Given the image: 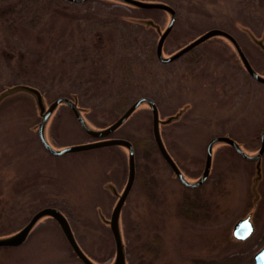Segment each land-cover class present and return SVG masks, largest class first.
<instances>
[{
    "label": "rangeland",
    "instance_id": "obj_1",
    "mask_svg": "<svg viewBox=\"0 0 264 264\" xmlns=\"http://www.w3.org/2000/svg\"><path fill=\"white\" fill-rule=\"evenodd\" d=\"M176 12L163 45L174 54L210 29L230 33L264 76V0H139ZM170 21L160 9L117 0L0 1V92L17 84L37 88L50 104L78 101L89 126L114 122L135 100L152 98L164 144L188 182L202 174L207 144L228 136L249 155L260 146L264 83L252 79L234 48L215 36L170 63L156 45ZM19 93L0 104V238L24 227L42 208L58 209L95 264H111L115 243L108 224L128 178V150L111 146L50 154L40 143L35 97ZM134 146L136 177L121 210L129 264H242L264 244V154L257 164L226 143L213 146L207 180L189 189L161 156L152 114L141 103L111 135ZM45 138L54 149L92 139L71 109L59 104ZM251 214L255 230L235 240L234 223ZM0 264H84L59 224L41 218L18 247H0Z\"/></svg>",
    "mask_w": 264,
    "mask_h": 264
},
{
    "label": "water",
    "instance_id": "obj_2",
    "mask_svg": "<svg viewBox=\"0 0 264 264\" xmlns=\"http://www.w3.org/2000/svg\"><path fill=\"white\" fill-rule=\"evenodd\" d=\"M73 3H82L87 0H67ZM119 2L136 6L141 9H160L168 12L170 14V21L164 31L161 32L159 39L156 45V55L157 58L163 63H170L178 58L184 56L189 51L195 49L205 41L209 40L215 36L224 37L231 46L234 48L239 60L242 63L243 68L247 72V74L254 80L264 83V76L258 74L251 63L249 62L247 56L245 55L244 51L242 50L238 41L227 31L221 29H210L193 40L189 43L181 47L171 56L165 57L163 56V45L165 40L167 39L168 35L172 31V28L175 24L176 20V12L175 10L164 3H149L139 0H117ZM257 44L264 50V43L262 40L257 39ZM20 91H24L23 93L29 94L35 97L36 103L39 107V114L41 116L40 121L37 125V133L38 138L40 140L41 145L52 155L60 156L66 153L71 152H81V151H88L94 150L98 148L104 147H111V146H123L128 150V178L125 184L124 189L122 190L121 194L118 197L117 202L114 205L112 210L110 219L108 220V224L112 233V237L115 243V258L111 264H129L126 259L125 255V244L123 242V237L121 234V210L125 204V201L131 192V189L135 182L136 177V164H135V154H134V147L133 144L124 138H115L111 137V135L131 116V114L137 109V107L141 103H147L152 114V133L153 138L156 143V146L165 160V162L171 168L174 176L187 188L195 189L200 187L208 178L211 165L213 160V146L215 143L223 142L231 146L238 155L242 158L253 161L257 164V174L256 178H260V166L259 163L261 162V158L264 154V126L261 130L260 134V146L257 152L253 155L247 154L243 149L240 147L238 142L228 136H216L210 139L207 144L206 148V157L204 161V168L202 174L198 177L195 182H188L184 177L182 171L174 161V159L169 154L163 138L160 127L165 122H170L171 120H175L180 116L179 110L172 116L168 117L166 120L160 118L159 109L155 103V101L150 97H140L135 100L127 109L111 124L108 126L94 130L89 126L86 118L84 117L82 111L83 109L78 105V101L76 98L71 99L68 97H58L53 100L50 104H47L43 101V95L41 91L37 88L27 87L23 85H12L7 88L3 93L0 92V103L8 96L15 95ZM59 104H65L68 106L71 111L73 112L77 122L83 129V131L92 139V141L69 146L63 149H54L46 140L45 138V127L46 123L53 113V111L57 108ZM49 216L53 218L60 226L67 242L69 243L70 247L72 248L75 255L84 263V264H95L82 250L79 243L76 240L72 227L67 220V218L56 208L53 207H45L34 213V215L30 218L28 223L22 227L17 232L4 236L0 238V247H18L22 245L27 237L29 236L30 232L33 228L37 225L38 221L43 218ZM255 227L251 220V214L247 215L246 217L238 219L232 229V235L235 240L238 241H245L252 236L254 233ZM242 264H264V244L254 253L252 260L249 262H244Z\"/></svg>",
    "mask_w": 264,
    "mask_h": 264
},
{
    "label": "trees",
    "instance_id": "obj_3",
    "mask_svg": "<svg viewBox=\"0 0 264 264\" xmlns=\"http://www.w3.org/2000/svg\"><path fill=\"white\" fill-rule=\"evenodd\" d=\"M0 1H4V0H0ZM193 50H194V49H193ZM193 50H191V51H193ZM191 51H189L188 53H190ZM14 85H16V84H14ZM1 103H2V102H1ZM1 103H0V104H1Z\"/></svg>",
    "mask_w": 264,
    "mask_h": 264
}]
</instances>
